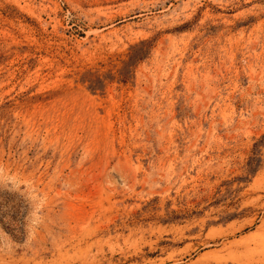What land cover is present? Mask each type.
I'll return each mask as SVG.
<instances>
[{"label": "rangeland", "instance_id": "obj_1", "mask_svg": "<svg viewBox=\"0 0 264 264\" xmlns=\"http://www.w3.org/2000/svg\"><path fill=\"white\" fill-rule=\"evenodd\" d=\"M0 264H264V0H0Z\"/></svg>", "mask_w": 264, "mask_h": 264}]
</instances>
